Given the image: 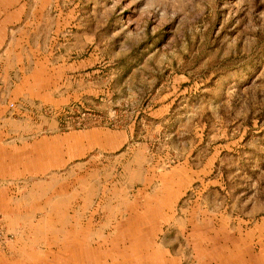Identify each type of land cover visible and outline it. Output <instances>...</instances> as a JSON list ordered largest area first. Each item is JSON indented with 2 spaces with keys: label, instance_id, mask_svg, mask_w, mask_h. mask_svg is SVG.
I'll return each instance as SVG.
<instances>
[{
  "label": "rangeland",
  "instance_id": "1",
  "mask_svg": "<svg viewBox=\"0 0 264 264\" xmlns=\"http://www.w3.org/2000/svg\"><path fill=\"white\" fill-rule=\"evenodd\" d=\"M78 245L264 264V0H0V259Z\"/></svg>",
  "mask_w": 264,
  "mask_h": 264
},
{
  "label": "bare ground",
  "instance_id": "2",
  "mask_svg": "<svg viewBox=\"0 0 264 264\" xmlns=\"http://www.w3.org/2000/svg\"><path fill=\"white\" fill-rule=\"evenodd\" d=\"M85 245H78L77 249L73 251H67V256H69V260H61V258L58 260L59 262H56L57 264H144L143 262H127V259H133L131 257L128 258L126 253L121 249H108L107 251H99V250H93L92 248H86ZM67 249V248H64ZM66 251V250H65ZM64 251V252H65ZM21 254V253H20ZM132 254V253H131ZM136 255V254H135ZM14 256V255H13ZM78 257L80 262L76 261V258ZM126 257V258H124ZM110 258L111 262L108 263L107 259ZM124 259V260H123ZM47 262V259L44 260ZM27 264H34L29 261H25ZM69 262V263H68ZM44 263V262H42ZM0 264H14L7 263L3 259H0Z\"/></svg>",
  "mask_w": 264,
  "mask_h": 264
}]
</instances>
